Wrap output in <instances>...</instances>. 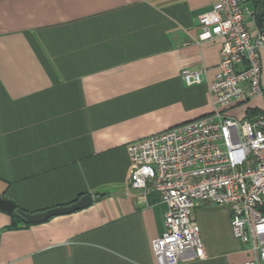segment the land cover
I'll return each instance as SVG.
<instances>
[{"label":"crops","instance_id":"obj_1","mask_svg":"<svg viewBox=\"0 0 264 264\" xmlns=\"http://www.w3.org/2000/svg\"><path fill=\"white\" fill-rule=\"evenodd\" d=\"M258 33L264 0H241ZM210 0H0V197L28 213L86 209L11 228L0 211V264H156L160 196L129 184V144L211 114L222 40L198 43ZM261 29H264V27ZM264 88V48L261 50ZM202 71L187 86L185 70ZM264 98L224 110L248 119ZM206 257L241 264L225 206L194 210Z\"/></svg>","mask_w":264,"mask_h":264},{"label":"built area","instance_id":"obj_2","mask_svg":"<svg viewBox=\"0 0 264 264\" xmlns=\"http://www.w3.org/2000/svg\"><path fill=\"white\" fill-rule=\"evenodd\" d=\"M199 17L198 43L221 39V60L209 98L214 111L128 145L129 184L147 197L157 193L165 211V231L152 240L156 264L205 259L194 218L199 205L225 206L233 236L249 258L264 264V108L248 119L224 110L263 97L261 50L264 34H254V13L241 0H210ZM202 71L185 69L187 86L202 82Z\"/></svg>","mask_w":264,"mask_h":264},{"label":"water","instance_id":"obj_3","mask_svg":"<svg viewBox=\"0 0 264 264\" xmlns=\"http://www.w3.org/2000/svg\"><path fill=\"white\" fill-rule=\"evenodd\" d=\"M257 28L260 30L262 34H264V29H261L260 23H256ZM93 203V198L91 195H85L81 199L76 202L62 207H56L52 209H48L44 212L40 213H27L17 209V205L5 198L0 197V211L6 213L9 216H13L14 214H19L23 217V219L32 224H39L46 222L47 220L57 217L68 215L74 213L76 211H80L88 208Z\"/></svg>","mask_w":264,"mask_h":264},{"label":"trees","instance_id":"obj_4","mask_svg":"<svg viewBox=\"0 0 264 264\" xmlns=\"http://www.w3.org/2000/svg\"><path fill=\"white\" fill-rule=\"evenodd\" d=\"M257 21H259L260 26L263 28L264 27V19L258 18ZM258 112H259V110H257V109H248L247 110V117L251 118V117L255 116ZM17 209L21 210V211H24V212H27V211H25L23 209H19V208H17ZM11 218H12V223H11V226H10L11 228L16 229V228L28 227V226L32 225V223H29V222L25 221L23 219V217L21 215L17 214V213L14 214L13 216H11Z\"/></svg>","mask_w":264,"mask_h":264}]
</instances>
